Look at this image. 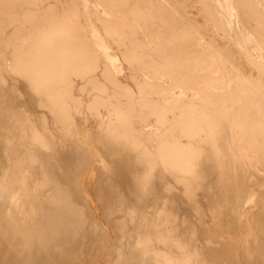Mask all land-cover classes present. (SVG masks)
Wrapping results in <instances>:
<instances>
[{
	"label": "bare ground",
	"instance_id": "obj_1",
	"mask_svg": "<svg viewBox=\"0 0 264 264\" xmlns=\"http://www.w3.org/2000/svg\"><path fill=\"white\" fill-rule=\"evenodd\" d=\"M36 1L0 0V90L6 85H13V81H19L18 77H21L22 83L29 86L32 92L38 94L37 99L41 102L45 101L44 104L50 102L52 105H49L50 107L58 109V111L53 112L54 123L59 124L61 122L67 125L66 130L68 132L63 135L68 136L69 139H60L61 143L58 144L59 136L53 132L47 123L48 119L44 118V122L41 120L43 122L42 127L39 128L35 122L30 126L32 139L35 143H31V141L25 143V141L21 142L16 139V144L11 148L8 145L4 146L0 140V261L7 264H64L61 254L48 256L47 253L42 252V248L46 246H77L73 237L78 231H84L83 239L86 246L100 244L99 235L101 232L99 231L102 229H107V232L112 230L110 226L105 225L107 215L116 212L121 213L122 205L127 203L126 200L130 195L136 193V196L141 200H146L142 206L136 207L131 203L129 204L134 207L135 212H137L136 215H141L138 216L140 217L138 223L136 222L138 219H134L133 225H130L135 215L127 221L126 216L118 220L120 213L117 217L115 216L117 229L121 233L116 232L119 237L117 239L118 245L120 246L129 240L122 234L133 231L131 233L133 236L129 237L130 240L136 242V248L139 244L143 250L146 249V252L150 251L152 257L148 252L147 255L152 260L155 259L154 264H161L162 262L164 264L203 263L204 261L200 262L201 256L199 258L201 253L199 244L202 242L197 243L199 237L196 234L198 233L195 234L196 236L193 234L189 237L190 234L188 238L183 235L187 231L195 230V227L192 225V229H189L191 223L189 225L186 221H184L185 223L181 222L183 226L180 227L178 221L180 218L178 219L177 216L179 211L175 212L176 203L174 202L175 206H173L174 204L171 205L167 198L163 201L166 197L165 191L170 188L166 184L172 186L174 182L184 185L185 188L182 190L188 191L189 194H186L189 195V198L191 197V202H195V205L197 204V190L203 188L204 197L212 200V203L209 201L213 211L211 216L214 215L218 219V223H216L219 228L223 227V231L224 226L229 224V218L233 215H231L233 209L230 213L229 205L230 207L231 204L236 205L239 217L248 218V213L251 210L244 204L247 192L249 199L261 198L264 195L262 193L263 195L257 196L254 192L256 187L264 191V174L260 173V170L264 171V14L254 0H243L241 3L247 7L243 6L242 8L238 3L239 9H243L241 11L245 18L243 20L248 23L245 25L248 27L250 21L252 22L254 19L256 26H252L254 28L252 31L254 30V33L258 34V38L255 40L258 45L257 50H253L249 46V40L238 26L234 28L237 39L230 40L235 44L233 46L237 47L239 55L241 54L243 57L242 59H245L241 61L239 60L241 55L236 54L239 58L235 59L233 58L235 52L232 55L229 54L227 49L230 48V45L227 49L222 46L221 38L218 39L220 40L218 43L214 39V34L211 35L212 38L207 30V32L201 30L204 28L203 25L205 26V23L210 21L214 25L213 27L218 24L217 29L220 27L219 31H224L220 17L214 14L211 8L213 4L218 6L215 0H196V3H201V5L198 4L197 10L193 8L192 0H97L103 8L102 13L91 7L101 21L100 23L103 25L101 27H104V34L117 43L125 62L127 61L135 71L142 75L141 78H137L135 76L139 74L136 72L133 76L134 79L131 76L134 84L136 83L135 85L139 87L137 94L132 89L129 90L130 87L128 86V88L127 85L126 90L128 91L123 90L125 94L121 91L122 87H118L124 96L117 92L121 96L120 98L126 96L130 106L134 102L137 103L139 110L131 113L130 109H134V104L130 109L124 108L126 110L124 112L120 109L122 101H118L120 106H118L119 104L116 106L123 113L119 110H117V114L112 113L117 115V118L114 116L116 119L120 118L121 120H119H124L125 123L132 121L135 116L145 120L146 123L142 120L145 124L143 130L151 133L158 140L154 146V152L150 150L148 145L140 147L141 150H139L138 145L135 144L137 139L134 143L132 142L133 137H137L136 135L131 136L127 133L122 137L119 130L129 127L130 122L126 127L125 123L122 122L125 128L119 124L117 127L112 118L103 114L102 110L106 107L96 110L98 113L96 116L102 114V118H99L100 121L96 122L99 129L97 132L77 123L75 117L71 115L72 112L67 111L66 113H70V115L67 114L68 116L60 112L64 110V108L61 110V104L68 106V102L72 100L83 101L81 96H76L77 93L73 92L78 86V79L82 81L78 89L82 86L95 88L104 86L106 89L105 84L98 78V71H102L103 78L107 82L108 80H110L109 82L112 81L111 83L108 82L109 84H115L113 85L114 89L111 90H115L116 85L122 86V83L120 85L116 78L121 71V66L119 58L109 47L94 41L92 31L86 27L87 20L82 17L87 23L81 21L83 12H80L76 3L77 0L67 1L65 3L67 8H64L65 5L63 4L62 13L57 10L59 3L51 5L50 0H40L42 3L48 2L49 5L45 7L41 4L44 7L41 9V13H38L35 10L37 8H33L37 6ZM234 1L239 2L240 0ZM237 2L234 3L237 4ZM193 9L198 13L194 14ZM236 9L238 8L234 7V10ZM202 13L203 21L200 20L201 15H198ZM236 13L234 12L235 16ZM224 15L231 24L233 18L226 13ZM196 16H199V19ZM238 16L239 20L243 18L240 17L242 15L238 14ZM94 18L96 17L94 16ZM203 22L205 23L203 24ZM26 23L31 24L29 28H25L24 24ZM207 26H210L209 23ZM206 27L205 29H208ZM250 28L248 27V29ZM209 31L211 30L209 29ZM224 33L226 32L224 31ZM226 42L225 44L228 45ZM234 47H231V50ZM258 52L260 56H258ZM7 53H10V57L7 56ZM245 63L249 64L251 71L248 69L245 72L243 68ZM81 90L85 92L83 87ZM101 91L105 93V90ZM17 92L20 94L18 90ZM1 93L5 94V91H1ZM91 93V91H86L83 95H93ZM13 94L15 95V93ZM21 95L26 97L23 93ZM112 95L108 97V100L111 101L117 97L115 99L117 102L118 96ZM15 96L14 99L16 100ZM0 97H2L1 94ZM94 99L93 95L91 102ZM96 100L93 101V104L96 103ZM2 104H0V134L3 132L2 127H5L3 134L7 137L10 135L9 139H12L11 136L19 134V127H10L9 117L3 116L2 112L5 109L2 110ZM99 104L101 105V103ZM124 105L129 107L127 103ZM124 105L122 103V106ZM38 107H40V102ZM41 107L39 109H42ZM79 107L74 110L82 116L84 111ZM18 110L20 109L18 108ZM18 110L17 113H19ZM90 111L89 114H91ZM22 113L24 111L19 114L22 116ZM76 113L75 115H77ZM12 114L14 115V113ZM152 116L156 117L154 121L157 123L151 124L149 122L148 119ZM14 119L13 121L17 120ZM66 119H72L74 122H66ZM18 120L20 121L19 117ZM3 123L4 125H2ZM102 125H107L106 129L102 128ZM132 128L134 127L130 126V129ZM127 129L125 131H128ZM23 130L22 128L21 131L25 133ZM138 131L141 132V129ZM131 132L133 131L131 130ZM134 132L133 134H137ZM22 137L24 134L21 135ZM105 137L109 140L108 142L105 141ZM149 138L150 136L146 137V139ZM117 139L119 141L123 139L124 143H116ZM3 146L6 152H3ZM94 160L97 170L100 171L101 169L104 171L102 174H106L104 178L101 174H97L98 179H95L91 185L95 198L101 205V217L104 221L101 220L96 207L93 205L92 193L90 194L88 191V185L84 183L86 179L92 180L96 174L95 167L91 165ZM207 174L212 176L211 179H206ZM252 181L256 182V187L254 185L253 189L250 185ZM121 183L127 187L128 196L122 192ZM261 184L262 186H260ZM173 186L172 189L176 185ZM185 192L183 190V194ZM181 195L178 196L181 197ZM198 197L203 198L202 195ZM162 202L163 205L159 206V203ZM199 205L201 206V204ZM232 207L235 209L234 206ZM192 210L194 212L195 209ZM202 212L204 211L202 210ZM260 212L259 217L264 220V209ZM185 215L182 216L185 217ZM199 217L202 221L201 216ZM214 217H212V221L215 219ZM239 217L235 218L238 219ZM186 218L187 216L184 219ZM239 219L238 221H242ZM258 220L256 221L258 222ZM216 223L214 224L216 225ZM254 223L256 222L254 221ZM94 225L98 226V231L94 229ZM204 226L206 225L204 224ZM199 227L201 226L199 225ZM218 227L217 229H219ZM202 228L197 229L203 230ZM194 230L190 232L195 233ZM261 230L264 231V225L258 229V233ZM214 231L216 233L217 230ZM230 234L233 235V233ZM209 237L210 235H208V239ZM227 240L218 243L220 248L215 250L217 254L218 250L221 251L218 255L221 253L223 255V251H226L228 246L230 247V240ZM106 241L112 242L108 237L105 239ZM259 244L260 253L254 256L256 253L254 250L252 255L254 257L249 258L251 261L248 262L249 264H264L263 233L260 236V241L257 242V245ZM213 245L215 246V243ZM129 249L131 248L129 247ZM139 249L138 253H140ZM249 250L247 252L250 253L251 250ZM130 251L133 254V250ZM229 251L232 253L231 249ZM241 251L239 250V252ZM162 252L165 253L163 256ZM144 253L141 255H146ZM137 255L139 256V254ZM147 255L146 257H148ZM143 257L142 261L138 260L142 263L143 260L147 262L149 258ZM212 257L216 259L214 255ZM247 257L245 254L244 258ZM71 260L72 264H77L73 255ZM130 260L132 261V259ZM213 262L219 261L214 260ZM225 262L223 264H226ZM146 264L150 263L147 262ZM233 264H235L234 261Z\"/></svg>",
	"mask_w": 264,
	"mask_h": 264
},
{
	"label": "rangeland",
	"instance_id": "obj_2",
	"mask_svg": "<svg viewBox=\"0 0 264 264\" xmlns=\"http://www.w3.org/2000/svg\"><path fill=\"white\" fill-rule=\"evenodd\" d=\"M56 1V2H55ZM59 1V2H58ZM67 1H70V0H50V4L52 5V4H58L57 5V10L59 11V13H62V10H63V7L64 8H67L66 7V5H65V3L67 2ZM76 1V0H75ZM193 1V3H192V6H193V8H195V10H197L198 9V4H200L201 5V3H196L197 1L196 0H192ZM216 1V3L218 4V6H216V4H213L212 6H211V8H212V10H213V12H214V14H217L218 15V17H220V20H221V23H222V26H223V28H224V31L226 32V33H224V31L223 30H220L219 31V29H221L220 27H219V29H217L218 28V24H216L215 26L216 27H213L214 25L212 24V23H210V21L208 22H203V24L205 23V26L203 25V27H202V25H200L201 26V28H203V29H201L202 31L203 30H207L206 32L208 33V34H210V36L211 35H213L214 34V39H216V41H218V43H220L219 41L221 40V43H222V46L224 47H226V49L227 48H229V45H230V50L229 49H227L228 50V52H229V54H234V52H235V54L233 55V56H235V57H233V58H239L238 56H240L239 55V52H238V50H237V47L235 48L233 45H235V44H233L232 43V41L230 40V39H237L236 38V33H235V27H237L238 26V28L243 32V34L245 35V37L249 40V46H250V48L251 49H253V50H257V42L255 41V40H257V35L258 34H255L254 32V30L252 31V29H254V28H252V26H256V22H254L255 20L253 19L252 20V22L250 21V23H249V26L248 27H251L250 29H248V27H247V25H245V24H248V23H246V20H243V19H245L244 18V15L242 14L243 12H241V11H243V9L241 10V8L244 6V7H247L246 5H244V4H242L243 3V0H240L239 2H237V1H234V0H215ZM223 1V2H222ZM37 2V6H35V7H33L34 9L35 8H37V9H35L38 13H41V9H43V7L45 6V7H47L48 5H49V3L48 2H46V1H44V3H42L40 0H37L36 1ZM40 2V3H39ZM54 2V3H53ZM64 2V3H63ZM98 4H97V3ZM237 2V4H235V3ZM242 2V3H241ZM254 2L258 5V7H259V9L262 11V13L264 14V0H254ZM62 3V4H61ZM76 3H77V5H78V7H79V9H80V12L82 13V15L83 16H81V21L83 22V23H87L86 24V27H88L91 31H92V35L94 36V41L95 42H99V43H101V44H103V45H106L107 47H109V49L110 50H112V52L119 58V63H120V66H121V71L118 73V75L116 76V78H117V80L119 81V83H120V85H121V83H122V86H115V87H117L115 90H111V89H114V87H113V85H115V84H109V83H111V82H109L110 80H108V82H107V80H105V78H103V74H102V71H98V78H99V80L102 82V83H104L105 84V86H106V89L108 90V92L106 93V89L104 88V86H100V87H96L97 88V90H96V88L95 87H90V86H82L83 87V90H85V92H83L82 90H81V88L80 89H78L79 87L78 86H80L79 84H82V81L81 80H77V82H78V86H76L75 87V89H74V93L76 94V96L77 95H79V96H81V98L83 99V101L81 102V100H72V101H70V102H68V106L66 105V106H62V104H61V110H63V108H64V110L63 111H60L61 113H64L65 115H70V113L68 112V113H66L67 111H70V112H72L71 113V115H73L74 117H75V120H76V122L77 123H79V124H81L82 126H85V127H87V128H91L92 129V131H95V132H97V129H98V126L96 125V122L97 121H100V117H101V115L102 114H99V116H96V115H98V113H97V109H104L103 107H106L104 110H102L103 111V114H105L106 115V117H108V118H112L113 119V121L116 123V125H117V127H118V124L122 127V128H125L126 127V125L130 122V126L131 127H134V128H132V129H130V126L129 127H126V129L127 128H129V129H127L128 131H125L126 129H121V127H119L122 131L124 130V132L122 133V131L121 130H119L120 132H121V135H122V137L124 136V135H126L127 133L129 134V135H131V136H133V135H136L137 137H133V143L135 142V140L137 139V142L135 143L136 145H138V149L139 150H141V148L140 147H143L144 145H148L149 146V148H150V150H152V151H154L155 152V145L158 143V140L156 139V138H154V136L150 133H147V132H145L144 130H143V127H144V122H145V120H141V118H139V117H137V116H135V117H133V120L132 121H134V122H132V121H129L128 123L126 122H124V120L123 121H120L119 119H116L117 117V115H114L112 112H114L115 114H117V110H119V112H122L121 110H124V112L126 111L124 108H128V109H130V107H132L134 104V106L136 107V110H134L135 109V107L133 106V110H131L130 109V111H131V113H134V112H136L137 110H139V106H138V104L137 103H135L134 102V104L132 105V106H130L131 104H130V102L128 103V101L126 100V96L123 98H120L121 96H119L118 94H119V92H120V94H121V91H122V93L124 92L123 90H126V85H127V87L129 86L130 87V89L129 90H133V91H135L136 92V94L139 92V90H137V88L139 89V87L137 86V85H135L134 84V74L137 72V71H135L134 69H133V67H131L130 66V64H128V62L126 61L125 62V59L123 58V56L121 55V53H120V51H119V48H118V45H117V43H115L114 41H113V39L112 38H110L108 35L106 36V34H104L105 33V30H104V27H101V26H103L100 22V20L97 18V16H96V14L94 13V11H92L93 9H97V10H99V12L100 13H102L103 12V8L100 6V4H99V1H97V0H77L76 1ZM224 5H223V4ZM238 3H239V5L241 6V8L239 9V5H238ZM41 4H43V5H41ZM63 4L65 5V6H63ZM196 4H197V6H196ZM242 4V5H241ZM236 7V8H238V9H236V10H234V7ZM237 5H238V7H237ZM63 6V7H62ZM91 7L93 8V9H91ZM200 7V6H199ZM216 7H218V8H216ZM201 8V7H200ZM225 9V10H224ZM194 10V9H193ZM194 10V14H196V12L198 13V11H195ZM219 10V11H218ZM200 11V10H199ZM222 13H221V12ZM217 12V13H216ZM234 12H237L236 14V16L234 15ZM224 13H226L227 15H229L231 18H233V21H232V23L230 24V22H228V20H227V18L225 17V15H224ZM241 13V14H240ZM233 14V15H232ZM238 14L239 15H242V16H240V17H243V18H240V20H239V16H238ZM93 15V16H92ZM198 15H201L200 17V20L201 21H203L202 20V15H203V13L202 14H198ZM94 16L97 18H94ZM84 19H86L87 20V22H85L84 20H83V18ZM199 16H196V18H198ZM235 17V18H234ZM199 19V18H198ZM199 20V22L200 23H202L201 21ZM241 20H243V22H241ZM96 21H98V22H96ZM233 22H235V23H233ZM199 23V24H200ZM208 23H209V25L210 26H207L208 27V29H205V27H206V25H208ZM211 24H212V28H211ZM243 24V25H242ZM252 24V25H251ZM30 25L31 24H28V23H26V24H24V26H25V28H29L30 27ZM65 25H68V24H65ZM251 25V26H250ZM244 26H245V28H244ZM206 27V28H207ZM210 27V28H209ZM104 30V32H103V30ZM209 29L211 30V31H209ZM205 31H203V32H205ZM222 31V32H221ZM212 34H211V33ZM215 33H217L216 35H215ZM223 33V34H222ZM227 34V35H226ZM91 35V34H90ZM225 35V36H224ZM107 37H108V39H107ZM212 37V36H211ZM217 37V38H216ZM229 39H228V38ZM255 39H254V38ZM213 38V37H212ZM221 38V39H220ZM223 38H225V40H222ZM218 39H220V40H218ZM226 40H228V42H226ZM225 42L226 43H228V45H226L225 44ZM115 43V44H114ZM223 43H224V45H223ZM231 47H234L233 48V50H231ZM237 50V51H236ZM230 52H232V53H230ZM238 52V53H237ZM236 54H238V56H236ZM7 56H9L10 57V53H7ZM258 56H260V54H259V52H258ZM241 58L239 59V60H245V59H242L243 57H242V55L240 56ZM246 62V61H245ZM248 63V62H247ZM247 63H245V65L243 66V68H244V70H245V72L250 68L251 69V67L249 66V64H247ZM103 63L101 62V65H102ZM246 66V67H245ZM248 66V67H247ZM249 69V71H251ZM248 71V72H249ZM139 75H137V76H135V77H137V78H141L142 77V75L139 73V72H137ZM102 74V75H101ZM102 76V77H101ZM133 77V79H132V77ZM18 79H19V81H13V85H6L4 88H2L1 90H0V94L2 95V97H0V99H2L1 100V103L0 104H2V110H4L2 113H3V116H5V117H9V120L8 121H10L11 123L9 124L10 125V127H13V126H17V127H19V129H18V131H20L19 132V134H16L15 136H11V138L12 139H9V137H10V135L7 137L5 134H3V132H4V130L6 129L5 127H2V131L3 132H1L2 134H0V140L4 143V146H14V144H16V139H18V140H20L21 142H24L25 141V143L26 142H28V143H30L29 141H31V143H35V142H33V139H32V131H31V125L32 124H34V122H35V124H37V126L40 128V127H42V124H43V122H44V118H47L48 119V124H49V126L51 127V129L53 130V132L56 134V135H58L59 136V139H57V143L59 144V143H61V141H60V139H63V140H68L69 139V137L68 136H64L63 134L65 133V132H68L66 129H67V125L66 124H64V123H61V122H59V124H57L56 122L54 123V111H58V109L56 110V108H52V107H50V106H52L51 105V103L50 102H48V103H43V102H45V101H43V102H41L39 99H37L38 97H37V95L38 94H36L35 92H32V90H31V88L29 87V86H27V85H24L22 82V78L21 77H18ZM107 79V78H106ZM132 79V80H131ZM136 79V78H135ZM116 80V81H117ZM117 81V82H118ZM132 81V82H131ZM17 82V83H16ZM135 82H136V80H135ZM16 83V84H15ZM231 83H234V82H231ZM124 84H125V86H124ZM112 85V86H111ZM15 87H16V89H15ZM84 87H85V89H84ZM103 87V88H102ZM121 88L122 87V90L121 91H119V88ZM128 87V88H129ZM12 88V89H11ZM5 89V90H4ZM92 89V90H91ZM10 90H11V92H10ZM15 90V91H14ZM17 90L20 92V94L17 92ZM80 90V91H79ZM94 90V91H93ZM100 90V91H99ZM101 90H105V93L103 92V91H101ZM1 91L2 92H4L5 91V94L4 93H1ZM86 91H91L92 93L91 94H93L94 95V100L93 101H95L96 99V103L95 104H93V101L91 102V100L93 99V95H83L84 93H86ZM99 93H98V92ZM113 91H115V92H113ZM126 91H128V90H126ZM17 92V93H16ZM81 92V93H80ZM82 92H83V94H82ZM100 92H101V94H100ZM117 92H118V94H117ZM13 93H15V95L13 94ZM25 94V96L26 97H23V95H21V94ZM127 93V92H126ZM11 94H13L14 96H15V98H16V100L14 99V96L13 95H11ZM19 94V95H18ZM36 94V95H35ZM100 94V95H99ZM105 94V95H104ZM113 94V95H112ZM124 94H125V92H124ZM21 95V96H20ZM96 95V96H95ZM118 96V100H117V102H115V99L117 98H113V99H111V101L110 100H108V97L109 96ZM122 95V94H121ZM19 96V97H18ZM87 96V97H86ZM99 96H101V98H99ZM104 96V97H103ZM107 96V97H106ZM122 96H124V95H122ZM20 97H22V98H20ZM104 99H103V98ZM105 98H107V99H105ZM121 99V100H120ZM100 102H99V101ZM103 100H105L104 102H102ZM40 102V107H41V105H42V109H39L40 107H38L39 106V102ZM121 102L122 101V103H123V105H124V103H127L128 105H129V107L128 106H122V103H121V106H120V103L119 102ZM125 101H127V102H125ZM75 102H77V103H75ZM89 102H91V103H89ZM98 102V103H97ZM74 104V106H73V104ZM80 103V104H79ZM81 103H83V104H81ZM99 103H101V105L99 104ZM117 103V104H116ZM133 103V102H132ZM4 104H5V106H4ZM105 104H106V106H105ZM119 104V105H118ZM50 105V106H49ZM83 105V107H81ZM88 105V106H87ZM97 105V106H96ZM103 105V106H102ZM112 105V106H111ZM115 105V106H114ZM116 105H118V106H120V109L118 108V106H116ZM7 106V107H6ZM69 106H70V109H69ZM78 106H80L79 108H81V109H83V111H84V113L82 114V116H81V114H78V113H76L75 112V110H76V108L78 107ZM94 106V107H93ZM99 106V107H98ZM102 106V107H101ZM108 106H110V107H116L115 109H116V112H115V109L113 110L112 108H110L109 107V110H108ZM43 107H44V109H43ZM66 107H68V108H66ZM75 107V108H74ZM89 109H88V108ZM96 107V108H95ZM98 107V108H97ZM8 108V109H7ZM13 108V111H11V109ZM18 108L20 109V110H18ZM24 110H23V109ZM46 108V109H45ZM86 108V109H85ZM94 108V109H93ZM118 108V109H117ZM21 109H22V111H21ZM53 109V110H52ZM66 109H68V110H66ZM75 109V110H74ZM95 111H93V110ZM107 109V110H106ZM128 109H127V111H128ZM7 110V111H6ZM17 110L19 111V113H21V112H23L24 111V113H22V116H21V114H19V113H17ZM52 110V111H51ZM66 110V111H65ZM87 110V111H86ZM91 110V111H90ZM113 110V111H112ZM89 111L91 112V114H89ZM107 111H108V113H109V116H108V113H107ZM14 113V115H16V116H18L19 117V119H20V121H21V123H20V121L18 120V117L17 118H15V119H17V120H15L13 117H16V116H14L12 113ZM25 112H26V114H25ZM111 112V113H110ZM5 113H7V114H5ZM75 113L77 114V115H75ZM123 113V112H122ZM19 114V115H18ZM41 114V115H40ZM44 114V117H42V115ZM85 114H86V117H85ZM121 114V113H120ZM136 114V113H135ZM12 115H13V117H12ZM27 115V116H26ZM67 115V116H68ZM95 115V116H94ZM90 116V117H89ZM111 116V117H110ZM116 118H115V117ZM166 116H167V114H166ZM98 117V118H97ZM43 118V119H42ZM97 118V119H96ZM102 118V117H101ZM136 118V119H135ZM156 117L155 116H152V117H150L148 120H149V122L151 123V124H155V123H157V122H155L154 121V119H155ZM13 119L15 120V121H13ZM23 119V120H22ZM30 120V121H28V120ZM94 119V120H93ZM115 119H116V121L118 120L119 121V123H117L116 121H115ZM41 120H43V122L41 121ZM46 120V119H45ZM137 120V121H136ZM25 121V122H24ZM158 121V120H157ZM23 122H24V125H23ZM66 122H69V123H71V122H74V120H72V119H66ZM125 123V127H123L124 125H123V123ZM143 122V123H142ZM27 123V124H26ZM132 123H134L133 124V126H132ZM146 123V122H145ZM62 124H64V125H66V126H64V125H62ZM2 125H4V123L2 124ZM19 125V126H18ZM28 125V126H27ZM129 125V124H128ZM21 126V127H20ZM27 128H26V127ZM55 126V127H54ZM25 127V128H24ZM28 127H29V129H28ZM105 128L106 129V127H107V125H102V128ZM141 127V128H140ZM21 128V129H20ZM22 128L24 129L23 131H25V133H23L21 130H22ZM135 128H136V130H135ZM25 129H27V130H25ZM134 129V130H133ZM141 129V132H143V133H141V132H139L138 130H140ZM60 130V131H59ZM99 130V129H98ZM131 130L134 132V133H137V134H133V132H131ZM28 133H27V132ZM137 131V132H136ZM21 133V134H20ZM107 133H108V131H107ZM141 133V134H140ZM24 134V137H22L21 138V135H23ZM27 134H29V135H31V136H29V135H27ZM109 134V133H108ZM14 135V134H13ZM17 135H19V136H17ZM113 135V134H112ZM121 135H120V137H121ZM152 135V136H151ZM27 136V137H26ZM128 136V135H127ZM150 136V138L149 139H146V137H149ZM15 137H17V138H15ZM19 137V138H18ZM27 139H26V138ZM115 137V136H114ZM124 139V138H123ZM123 139H122V141H119V139H117L115 142L116 143H124V141H123ZM151 139V140H150ZM105 141L106 142H108L109 140L105 137ZM142 141V142H141ZM149 141H151V142H149ZM114 142V143H115ZM146 143V144H145ZM141 144H143V145H141ZM4 146H3V149H4ZM10 147H8V148H10ZM11 147V148H12ZM6 148V147H5ZM71 148H73V147H71ZM137 150V149H136ZM3 152H6V149H4V151ZM22 152H23V150H22ZM4 155H6V154H4ZM92 166H94L95 167V170H96V174L94 175V177H93V179L92 180H89V179H86L85 180V182L84 183H86L87 185H88V191L90 192V194H91V197H92V199H93V205L96 207V209H97V213H98V215L100 216V218H101V220L102 221H104L103 220V218L101 217V211H102V208H101V205L99 204V202L96 200V198H95V195H94V192H93V187L91 186L92 184H93V182L95 181V179H98L97 177V174L98 175H102V177L104 178L105 176H106V174H102L104 171L103 170H101L100 169V171H99V169L97 170V168H96V166H95V160L93 161V163L91 164ZM260 173H262V174H264V171L263 170H260ZM109 177V176H108ZM211 177L212 176H209V174H207V178L206 179H211ZM100 178V177H99ZM114 178V177H113ZM115 181V180H114ZM263 181V180H262ZM261 181V182H262ZM116 183H117V181H115ZM254 181H252L251 183H250V185H252L251 187H252V189L254 188V185H255V187H256V182H254ZM215 183V182H214ZM253 183V184H252ZM180 184V183H179ZM179 184H175L174 182H173V185H176L175 186V190L174 189H172L173 187L170 185V184H166V185H169L170 186V188H168L166 191H165V196L166 197H164V199H163V201H165V199L167 198L168 200H169V203L171 204V205H173V206H175V203H176V205L177 206H175V212L177 213L178 211V213H177V216H178V221L180 222V227L181 226H183V223H185L184 221H186V223L187 224H189L190 225V223H191V225L188 227L189 229H192V225H193V227H195V230L194 229H192V230H194V232L195 233H191L190 231H192V230H190V231H187L185 234L183 233V235H186V237L188 238V236L189 237H191L193 234V236H196L197 235V237H199L198 238V240H197V243L199 244V243H201V244H199L200 246H201V253H200V255H199V258H200V256H201V259H200V262H202V261H204V262H206L207 260H208V262H206V263H204V264H218L219 262V264H223L224 262H225V260H227L225 263L226 264H233V261H234V263L235 264H245V263H250L251 261H249V258H251L252 259V257H254L255 255H258L259 253H260V244L259 245H257V242H259L260 241V236H262V233L264 234V231L263 230H261V232L259 231V233H260V236H259V233H258V229L259 228H261L263 225H264V223H262V222H264V220L261 218L260 219V217H259V214L261 213L260 211L261 210H263L264 209V205H263V203H264V191H263V189H261V190H259L258 189V187H256V188H254V192L257 194V196H261V195H263V196H261V198L260 197H256L255 199H249L248 198V192H247V196H246V198L244 199L245 200V202H244V204H245V206L247 207V208H249L251 211L248 213V218H245L244 216H243V218L242 217H239V215H238V209L235 207L236 205H234V204H231V207H230V205H229V209H230V213H231V210H232V212L233 213H231V218H229V224L228 225H225L224 226V231H223V227H221V228H219L218 227V225H217V223H218V219L216 218V217H214V215L213 216H211L213 213V211H212V208H211V203H212V200L211 199H207L206 197H204V195L202 194L203 193V191H204V189L203 188H199L198 190H197V193H198V196L200 195H202L203 196V198H199L198 196H197V201H196V205L193 203V201L191 202V197L189 198L188 196H187V194H189L188 193V191L187 192H185V189H183L184 190V194H183V190H182V188H185L184 187V185H179ZM123 184L121 183V185H120V187L122 188V192H124V193H128L129 191H128V189H127V187L126 186H122ZM178 186V187H177ZM180 186V187H179ZM181 186H183V187H181ZM258 186V185H257ZM260 186H262V184L260 185ZM259 186V187H260ZM263 186H264V184H263ZM168 187V186H167ZM214 188H215V185L213 186ZM179 188V189H178ZM181 188V189H180ZM92 190V191H91ZM171 190V191H170ZM173 190V191H172ZM180 192H179V191ZM257 190H259V191H257ZM262 191V192H261ZM167 192H168V194H167ZM181 192H182V195H181ZM252 192V191H251ZM187 193V194H186ZM263 193V194H262ZM174 194V195H173ZM176 194V195H175ZM178 195H181V197L180 196H178ZM94 196V197H93ZM126 196H128V194L126 195ZM171 196H174V197H171ZM186 196V197H185ZM187 197H188V199H187ZM169 198H171V199H169ZM173 198V199H172ZM178 198V199H177ZM95 199V200H94ZM174 199H176L177 200V202H176V200H174ZM207 199V200H206ZM127 201V203L126 204H124V205H122V209H121V213L120 212H116V213H114V214H112V215H107V218H105V225H108V226H110V228L112 229V230H109L108 232L106 231L107 229H102V230H100L99 232H101V234L99 235L100 236V238H101V242H100V244H98V245H94V246H90V247H88V246H86V244H85V241H84V239H83V233H84V231H78V233L73 237V241H74V243L77 245V246H54V247H49V246H46V247H44V248H42L41 250H42V252L43 253H47L48 254V256L50 255V254H61V259L64 261V264H72V260H71V258H72V255L74 256V259H75V261H76V263L77 264H98L97 262H99V263H101V264H138L140 261L138 260V259H140L141 261H142V259H144V257L143 256H145V259H148L149 258V255H150V251L148 252V254L149 255H147V252H146V249L144 248V250H143V247L141 248L140 247V245L138 244V246H137V248H136V245L137 244H135L136 242L135 241H131L130 240V238L133 236V235H131V233H133V231H131V232H127V233H125V234H122V236H125V237H128L127 239H129V240H127V242L125 241V242H123L120 246L118 245V242L119 241H117V239L119 238L118 236H117V234H116V232H119L118 231V229H117V223H116V218H115V216L117 217L118 216V214L120 215V219H118V220H121V219H123V218H125V216H126V221L130 218V217H132L133 218V216H134V218L131 220L132 222H130V225H133V220L135 219V220H137L136 222L138 223V221H139V218L140 217H138V216H141L140 214H137L136 215V213L137 212H135V209H134V207H131L129 204L131 203V204H133V205H135L136 207L137 206H142L144 203H145V201L146 200H141L139 197H137L136 196V193H134V194H132V195H130V197L128 198V200H126ZM185 201V202H184ZM190 203H189V202ZM209 201H211V203L209 204ZM175 202V203H174ZM187 202V203H186ZM262 203V204H261ZM184 204V205H183ZM193 206H192V205ZM199 204H201V206H202V208H201V206L199 205ZM258 204H259V206H258ZM100 205V206H99ZM160 205H163V202L162 203H159V206ZM187 205V206H186ZM195 205V206H194ZM253 205V206H252ZM182 206V207H181ZM200 208H199V207ZM207 206V207H206ZM232 206H234L235 207V209L232 207ZM152 207V206H151ZM165 207V206H164ZM177 207V208H176ZM191 207H193V208H191ZM196 207V208H195ZM198 207V208H197ZM147 209H149V208H147ZM178 209V210H177ZM181 209V210H180ZM192 209H195L196 210V213H195V210H194V212H193V210ZM210 209V210H209ZM261 209V210H260ZM192 210V211H191ZM200 212H198V211ZM202 210L204 211V212H202ZM126 211L128 212V214L126 215ZM235 212V213H234ZM255 214H253V213ZM186 214L185 215V217L187 216V218L186 219H184L185 217L184 216H182V215H180V214ZM202 213V215H200ZM258 213V214H257ZM194 214V215H193ZM199 214V215H198ZM206 214V215H205ZM180 215V216H179ZM205 215V216H204ZM209 215V216H208ZM237 215V216H236ZM181 216L183 217L182 219H181ZM190 216V218H188ZM198 216H201V218H202V221H201V219H200V217L198 218ZM255 216V217H254ZM212 217H214L215 219L212 221ZM236 217H239L238 219L239 220H242V221H238V219H234V218ZM204 218H205V220H204ZM207 218V219H206ZM253 218H254V220H253ZM256 218V219H255ZM259 220H258V219ZM200 219V220H199ZM211 219V220H210ZM232 219H234V220H232ZM183 220V221H182ZM188 220V221H187ZM200 221V223L202 222V224H200L199 223V221ZM204 220V221H203ZM216 220V221H215ZM256 220H258V222L256 221ZM263 220V221H262ZM191 221V222H190ZM206 221V222H205ZM252 221V222H251ZM254 221L257 223H254ZM181 222H183V223H181ZM189 222V223H188ZM197 222V223H196ZM216 223V225L214 224V223ZM231 222V223H230ZM251 222V223H250ZM195 223V224H194ZM234 223H235V225H234ZM239 223H240V225H239ZM253 223L255 224L254 226H253ZM259 223V224H258ZM262 223V225H260ZM204 224L206 225V226H204ZM214 224V225H213ZM232 224V226H230L229 227V225H231ZM199 225L201 226V227H203L202 229L203 230H201V229H197V228H201V227H199ZM257 225V226H256ZM219 228V229H217V227ZM226 226H228L229 228H227ZM239 226V227H238ZM252 226V227H251ZM209 227H210V229H209ZM234 227H236V228H234ZM251 227V228H250ZM258 227V228H257ZM205 228V229H204ZM206 228H208V229H206ZM213 228V229H212ZM230 228H233L232 230L230 229ZM94 229L96 230V231H98V226L97 225H94ZM188 229V230H189ZM229 229V230H228ZM236 229V230H235ZM241 231H240V230ZM254 229V230H253ZM257 229V230H256ZM208 230V231H207ZM214 230H217L216 231V233H217V235H216V233H214L215 231ZM218 230H219V232H218ZM239 230V231H238ZM199 231V232H198ZM204 231H205V233H204ZM214 231V232H213ZM223 231V232H222ZM227 231V232H226ZM234 231V232H233ZM241 232V233H238V232ZM189 232V233H188ZM201 232V233H200ZM210 233V234H208V233ZM228 232H230V233H233V235H231L230 233H228ZM242 232H243V234H242ZM245 232H246V234H245ZM248 232H250V233H248ZM255 234H254V233ZM120 233V232H119ZM196 233H198V234H196ZM203 233V234H202ZM214 234V236H213V234ZM121 234V233H120ZM196 234V235H195ZM239 234H242V235H240L239 236ZM250 234H251V238H250ZM254 234V235H253ZM258 234V235H257ZM199 235V236H198ZM205 238H203L202 236ZM208 235H210V237H209V239H208ZM222 235V236H221ZM201 236V237H200ZM226 236V237H225ZM228 236V237H227ZM230 236H231V238H230ZM236 236V237H235ZM242 236V237H241ZM252 236H257L255 239L252 237ZM109 238L110 240H112V242L111 243H109L108 241H106L105 242V239L106 238ZM130 237V238H129ZM219 239H218V238ZM249 237V238H248ZM210 238H211V240H210ZM215 238V239H214ZM221 238V239H220ZM228 240H227V239ZM230 238V239H229ZM242 238V240H240ZM249 239V242H248V239ZM258 238H259V240H258ZM86 239H88L87 238V236H86ZM126 239V238H125ZM202 239V240H201ZM224 239V240H223ZM232 239V240H231ZM252 239V240H251ZM254 239V240H253ZM201 240V241H200ZM215 240V241H214ZM229 241L230 240V243H229V245H230V247L228 246L227 248H226V251L224 250L223 251V255H222V253H221V255H218L221 251H219L218 250V254H217V252L215 251L216 250V248L218 249V248H220V246H219V244H220V242H225V241ZM246 240V241H245ZM258 240V241H257ZM206 241V242H205ZM208 241V242H207ZM215 243V246L213 245L214 243ZM216 241H217V245H216ZM243 241V242H242ZM251 241V242H250ZM256 241V242H255ZM81 242V243H80ZM131 242H132V244H131ZM210 242H211V244H210ZM80 243V244H79ZM205 243V244H204ZM206 243H208L207 245H206ZM213 243V244H212ZM219 243V244H218ZM236 243V244H235ZM240 243H243V244H241L240 245ZM245 243V244H244ZM253 243V244H252ZM255 243V244H254ZM79 244V245H78ZM238 244V245H237ZM248 244V245H247ZM126 245H127V247H126ZM205 245V247H203ZM211 247H209V246ZM233 245V246H232ZM234 245H235V247H234ZM243 248H241L240 246ZM253 245V246H252ZM255 245H257V246H255ZM131 248V249H129V247ZM200 246H198V248L200 249ZM208 246V247H207ZM252 249V247H254V249H250L249 247ZM252 246V247H251ZM48 247V248H47ZM133 247H134V249H133ZM203 247V248H202ZM207 247V248H206ZM214 247V248H213ZM234 247V248H233ZM247 247V248H246ZM255 247H257V249H255ZM260 249H259V248ZM47 248V249H46ZM51 248H53L52 250H50ZM56 248V249H55ZM58 248V249H57ZM125 248V249H124ZM139 248H141V249H139ZM210 248V249H209ZM252 251H250L249 249ZM137 249V250H136ZM138 249L140 250L139 252L140 253H138ZM205 249V250H204ZM231 249V251H232V253H230V250ZM250 251V253H251V256H250V253L249 252H247L248 250ZM56 250V251H55ZM126 250V251H125ZM130 250H133V254H132V252L130 251ZM143 252H142V251ZM229 252H228V251ZM237 250V251H236ZM239 250L241 251V252H239ZM245 252H244V251ZM254 250H256V253H254L255 251ZM57 251H59V252H57ZM136 251H137V253H136ZM144 251H145V253H144ZM203 251V252H202ZM254 251V252H253ZM127 252H128V254H127ZM131 254H130V253ZM206 252H208V253H206ZM212 252V253H211ZM225 252H227L226 254H225ZM243 252V253H242ZM126 253V255H124ZM141 253H144V254H146L148 257H146V255H141ZM163 254H162V256L165 254L164 252H162ZM209 253H210V255H209ZM235 253H236V256H235ZM241 253V255H239ZM247 254V258L246 259H248L247 261H245L246 259L244 258V255L245 254ZM249 253V254H248ZM253 253H254V256H252L253 255ZM137 254H139V256L137 255ZM203 254V255H202ZM206 254V255H205ZM214 255V257H216V259H214L212 256ZM216 254H217V256H216ZM128 255V256H127ZM205 255V256H204ZM225 255H228V256H226L225 257ZM231 255V256H230ZM101 256V257H100ZM124 256V257H123ZM131 256V257H130ZM141 256V257H140ZM151 256V255H150ZM218 256H219V259H218ZM233 256H235L236 257V259H235V257L233 258ZM135 257H136V259H135ZM143 257V258H142ZM152 257V256H151ZM203 257V258H202ZM206 257H208V258H206ZM212 259H211V258ZM232 257V258H231ZM240 257V258H239ZM241 257H242V259H241ZM129 258V259H128ZM222 258V259H221ZM226 258V259H225ZM239 258V259H238ZM130 259H132V261L130 260ZM150 259V260H149ZM148 259V263H150V264H154L155 262V259L154 260H152V258H149ZM203 259V260H202ZM238 259V260H237ZM240 259H241V262H240ZM250 259V260H251ZM135 262H134V261ZM206 260V261H205ZM210 260H212L211 262H210ZM219 261V262H216V263H214L213 261ZM233 260V261H232ZM235 260H237V261H235ZM126 261V262H125ZM131 261V263H129ZM138 261V262H137ZM146 260H143V263L144 264H146L147 262H145ZM150 261V262H149ZM152 261V262H151ZM230 261V262H229ZM244 261V262H243ZM74 262V261H73ZM137 262V263H136ZM199 262V263H200ZM75 263V262H74ZM142 262H140L139 264H143ZM157 263V262H156ZM203 263H201V264H203ZM248 263V264H249ZM0 264H7V263H2L1 261H0ZM157 264H160V263H157ZM161 264H164V262H162Z\"/></svg>",
	"mask_w": 264,
	"mask_h": 264
}]
</instances>
